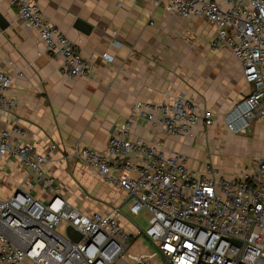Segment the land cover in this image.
<instances>
[{"label": "built area", "instance_id": "obj_1", "mask_svg": "<svg viewBox=\"0 0 264 264\" xmlns=\"http://www.w3.org/2000/svg\"><path fill=\"white\" fill-rule=\"evenodd\" d=\"M7 1L37 31L44 52L63 60L64 76H89L92 63L45 19L34 0ZM132 1H149L185 19L203 18L215 26L212 45L229 47L253 86L224 115V126L234 134L248 133L251 123L264 117V0ZM103 57L109 59L107 54ZM11 81L0 70V164L3 158L19 161L44 197L19 186L0 199V264H124L131 241L141 237L165 264H264V157L253 158L252 172L222 178L210 165L203 172L191 169L185 153L165 154L159 144L131 136L137 117L168 136H191L201 123L214 124L213 112H198L183 96L139 102L131 118L113 132L105 151L76 147L67 155L123 191L130 215L147 212V228L136 226L131 233L120 220L119 208L84 213L72 205L46 171L49 154L12 140V133L22 131L6 126L16 106L8 95ZM64 225L78 231L81 239H71L66 228L61 232ZM134 262L148 264L142 258Z\"/></svg>", "mask_w": 264, "mask_h": 264}, {"label": "crops", "instance_id": "obj_2", "mask_svg": "<svg viewBox=\"0 0 264 264\" xmlns=\"http://www.w3.org/2000/svg\"><path fill=\"white\" fill-rule=\"evenodd\" d=\"M34 2L45 19L92 63V71L87 77L64 76L63 60L44 52L37 31L7 0H0V12L9 23L6 29L0 28V70L12 79L8 95L16 103L6 126L22 131L12 133L14 142L49 154L46 171L55 178L62 196L76 208L84 213L119 208L121 222L134 232L136 226L124 210L127 207L129 211L125 193L67 155L76 147L105 151L113 132L131 118L139 102L159 103L183 96L198 112L215 114L212 126L201 123L187 137L168 136L143 117L132 124L133 139L159 144L165 154L185 153L191 169L203 172L210 165L220 177L233 178L244 170L252 172L253 158L264 157L255 151L264 152V117L254 120L246 134H234L224 126V115L248 96L253 86L246 81L231 49L212 45L216 36L213 24L198 17L185 19L149 1ZM53 145L56 148L51 150ZM216 146L229 151L228 156L208 154L207 149ZM228 157L235 164L241 163L234 175H225L213 164ZM243 159L249 167L242 164ZM19 186L44 197L27 168L14 159H1L0 199L9 197ZM90 197L103 202L90 203L95 210L77 205ZM144 241L148 240L133 239L129 250ZM136 250L141 251V247ZM156 253L161 259H151L148 264H165ZM123 262L135 264L133 259Z\"/></svg>", "mask_w": 264, "mask_h": 264}, {"label": "rangeland", "instance_id": "obj_3", "mask_svg": "<svg viewBox=\"0 0 264 264\" xmlns=\"http://www.w3.org/2000/svg\"><path fill=\"white\" fill-rule=\"evenodd\" d=\"M219 149V151L217 152L216 149ZM208 154H214V155H218L221 158H224L226 156H228L229 151H227L226 149H222L219 146L214 147V149L211 147H209L207 149ZM256 153L259 155H264V152L262 150H258L255 149ZM250 158V157H249ZM233 159L228 157V159H225V162L222 163H213L214 165H216L219 169H221L225 175H231V174H235L236 173V168L237 166H240L241 163L240 162H236L237 164L233 163L232 161ZM242 164H244V166L249 167L250 165L246 163V160L243 159L241 160ZM233 163V164H232ZM91 198V197H90ZM80 201V199H78ZM84 201L81 203H77V205L79 204H83V205H87L88 207L84 206L87 210H95L94 208L91 209L92 207L90 206V203H93V201H97V202H103V201H99L97 199H88V201L86 199H83ZM77 202V201H76ZM105 204V203H104ZM81 208V207H80ZM83 208V206H82ZM125 212H126V218L129 220V222H131L133 225L140 227L141 229H146L148 226V219H149V215L147 214L146 211H143L141 214H139L138 216H133L130 215L128 212V208L125 207L124 208ZM66 226H61L59 228V230L61 232H64ZM141 247V251L136 250V248ZM156 248L150 244V242L148 241H144V242H139L137 245H135V248H132L128 251L127 255H126V259H133L134 261H137L138 259H143L145 261L150 262L151 259H161L157 253H156Z\"/></svg>", "mask_w": 264, "mask_h": 264}, {"label": "water", "instance_id": "obj_4", "mask_svg": "<svg viewBox=\"0 0 264 264\" xmlns=\"http://www.w3.org/2000/svg\"><path fill=\"white\" fill-rule=\"evenodd\" d=\"M81 24V23H80ZM9 26L8 21L4 18V16L0 12V28L2 30L6 29ZM88 30V29H87ZM66 233L69 235V237L75 241H79L81 239V234L76 231L73 227L67 226ZM236 242V241H235Z\"/></svg>", "mask_w": 264, "mask_h": 264}]
</instances>
